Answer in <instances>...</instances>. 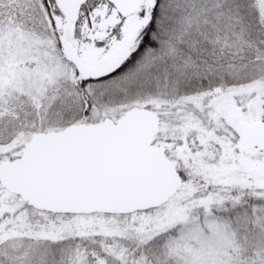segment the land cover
Returning <instances> with one entry per match:
<instances>
[{
	"label": "snow or ice",
	"instance_id": "1",
	"mask_svg": "<svg viewBox=\"0 0 264 264\" xmlns=\"http://www.w3.org/2000/svg\"><path fill=\"white\" fill-rule=\"evenodd\" d=\"M0 264H264V0H0Z\"/></svg>",
	"mask_w": 264,
	"mask_h": 264
}]
</instances>
